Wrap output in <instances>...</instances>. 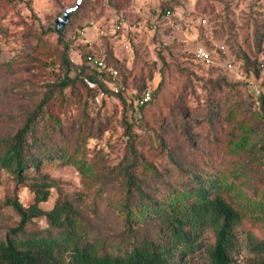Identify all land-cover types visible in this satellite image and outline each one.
<instances>
[{
    "label": "rangeland",
    "instance_id": "374dc122",
    "mask_svg": "<svg viewBox=\"0 0 264 264\" xmlns=\"http://www.w3.org/2000/svg\"><path fill=\"white\" fill-rule=\"evenodd\" d=\"M75 2L0 0V153L48 95L27 134L38 164L18 176L0 163V240L19 222L6 198L30 202L33 179L52 183L43 208L70 199L77 231L113 250L128 236L126 202L139 206L140 191L164 201L198 176L240 213L232 264L262 258L264 0H82L63 36L46 28ZM64 49L74 80L62 85ZM79 69L107 91L76 76ZM143 90L150 100L140 101ZM159 225L147 214L137 229L157 237ZM25 228L56 233L43 216ZM199 239L182 264H212L213 228Z\"/></svg>",
    "mask_w": 264,
    "mask_h": 264
},
{
    "label": "trees",
    "instance_id": "16d2710c",
    "mask_svg": "<svg viewBox=\"0 0 264 264\" xmlns=\"http://www.w3.org/2000/svg\"><path fill=\"white\" fill-rule=\"evenodd\" d=\"M62 55L66 74L61 84L65 85L74 80L69 75L73 62L66 49ZM77 75L90 86L107 91L95 73L79 69ZM47 97L41 99L0 153V163L18 176L26 164H38L39 159L28 152L27 134ZM196 179L197 184L173 190L164 201L144 200V193L140 191L142 201L139 206L132 207L126 202L123 208L128 236L113 250L103 241L85 237L77 231L78 211L70 199L58 198L50 208H43L39 203L47 199L52 183L45 178L33 179L29 183L33 191L30 202L23 204L16 197L5 200L18 212L19 222L10 226L7 237L0 240V264H182L183 256L200 244L199 238L206 226L212 227L215 235L214 242L207 247L212 264H232L234 226L240 213L219 193L211 194L201 178L197 176ZM147 214L160 223L157 237L141 234L137 229ZM38 216L45 217L49 225L56 228V233L27 231V222ZM255 244L264 248L263 240ZM251 264H264V256Z\"/></svg>",
    "mask_w": 264,
    "mask_h": 264
},
{
    "label": "water",
    "instance_id": "95a60500",
    "mask_svg": "<svg viewBox=\"0 0 264 264\" xmlns=\"http://www.w3.org/2000/svg\"><path fill=\"white\" fill-rule=\"evenodd\" d=\"M82 0H76V2L69 6H64L61 13L53 17L46 28L51 27L57 31L60 35H64V26L70 21L71 14L77 10L81 5Z\"/></svg>",
    "mask_w": 264,
    "mask_h": 264
},
{
    "label": "built area",
    "instance_id": "2783aa9c",
    "mask_svg": "<svg viewBox=\"0 0 264 264\" xmlns=\"http://www.w3.org/2000/svg\"><path fill=\"white\" fill-rule=\"evenodd\" d=\"M171 14V10L170 9H166V16H169ZM200 21H205V17H200L199 18ZM196 54L198 56H200L201 58L205 59V60H209V52L202 46H199L197 49H196ZM88 58L91 59L96 65L98 68H104L105 67V63H104V60L101 58V57H92L91 55H88ZM111 72H113V76H115L116 74V70H112L110 69ZM151 98V94L149 91L147 90H143L142 94H141V102H144V101H148L150 100Z\"/></svg>",
    "mask_w": 264,
    "mask_h": 264
}]
</instances>
